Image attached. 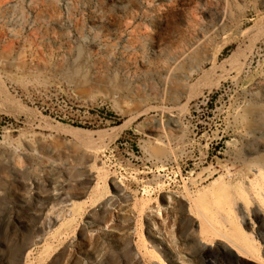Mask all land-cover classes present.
I'll return each instance as SVG.
<instances>
[{"label": "rangeland", "instance_id": "obj_1", "mask_svg": "<svg viewBox=\"0 0 264 264\" xmlns=\"http://www.w3.org/2000/svg\"><path fill=\"white\" fill-rule=\"evenodd\" d=\"M260 170L264 0H0V264H261Z\"/></svg>", "mask_w": 264, "mask_h": 264}, {"label": "bare ground", "instance_id": "obj_2", "mask_svg": "<svg viewBox=\"0 0 264 264\" xmlns=\"http://www.w3.org/2000/svg\"><path fill=\"white\" fill-rule=\"evenodd\" d=\"M263 187H264V170H260L258 174L257 183L253 185L252 189L253 191H255V193L257 192L256 194H260L262 196V201H263L262 204L264 208V188ZM239 189H242V187H240ZM226 237L240 251L248 254L251 257L254 256L256 257V259H258V261L263 262V258L261 256L259 246L255 245L254 238L247 236L238 223L235 225V231L233 233H230V235Z\"/></svg>", "mask_w": 264, "mask_h": 264}, {"label": "crops", "instance_id": "obj_3", "mask_svg": "<svg viewBox=\"0 0 264 264\" xmlns=\"http://www.w3.org/2000/svg\"><path fill=\"white\" fill-rule=\"evenodd\" d=\"M226 219L231 223V225H232V228H231V231H230V233H233L234 231H235V225L238 223L240 226H241V228L243 229V231H244V233L247 235V236H249V237H252L251 235H250V233H248L247 231H245V229L242 227V224L237 220V218L235 217V215H233L232 214V211H227L226 210ZM201 225V224H200ZM202 226V228L203 229H205V230H207L208 231V227H206V226H204L203 224L201 225ZM252 238H254V237H252ZM254 243H255V245L256 246H258L257 245V243H256V240H255V238H254ZM232 244V243H231ZM229 245L230 246V248H232V249H234L237 253H240V252H242V251H240L236 246H234L233 244L232 245ZM240 251H238V250ZM244 253V252H243ZM246 254V253H245ZM262 258H263V256H262ZM259 263H261V264H264V258H263V262H260V261H258Z\"/></svg>", "mask_w": 264, "mask_h": 264}]
</instances>
